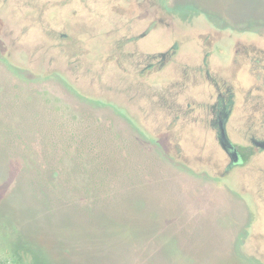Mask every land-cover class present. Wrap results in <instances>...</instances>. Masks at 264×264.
Segmentation results:
<instances>
[{
    "label": "rangeland",
    "instance_id": "obj_1",
    "mask_svg": "<svg viewBox=\"0 0 264 264\" xmlns=\"http://www.w3.org/2000/svg\"><path fill=\"white\" fill-rule=\"evenodd\" d=\"M150 22L135 47L176 48L136 83L112 54ZM212 83L233 94L230 140L262 137L264 0H0V264L10 246L31 264H264V150L222 177L212 131L169 107L201 124Z\"/></svg>",
    "mask_w": 264,
    "mask_h": 264
},
{
    "label": "flooded vegetation",
    "instance_id": "obj_2",
    "mask_svg": "<svg viewBox=\"0 0 264 264\" xmlns=\"http://www.w3.org/2000/svg\"><path fill=\"white\" fill-rule=\"evenodd\" d=\"M154 22H150V24L148 25V27L143 30L142 32H140L139 34H135L134 36H131L129 38H122L121 40H118V42H115L117 45L116 47L119 48L117 49L116 52H113L112 54V58L116 59V64L118 66H120L121 70H123V72H134L135 76H136V83L141 82V75L142 73L146 70H151L154 67H158V65H166L168 63V61L170 60V57L173 53V51H175L176 48V44L174 45H170L168 48H166L163 51H159L158 53H154V54H145L143 51H140L136 46L138 40L140 38H142L145 34H147L154 26L153 24ZM125 42H132V45H134L133 48H128L129 50H124L122 48V46L124 45ZM229 48V47H228ZM209 54L206 52L205 57H207ZM222 59L221 61H224V57L221 54ZM148 59V62H147ZM124 62L129 61L128 63V69L126 66H122ZM173 61H171L170 63H172ZM169 63V64H170ZM204 63L206 64V58L204 59ZM206 72L209 75V70L208 68L206 69ZM213 86H215L216 90L213 94H211V103L209 104V102L207 103V106H205L204 109H206V112L204 113L206 115V117L202 118V123L199 124V122H197L198 119H192L189 118V115L193 114V109L191 108H185L182 109L181 107H179L175 101H172L169 105V107L172 109H174L175 112V116L174 119H176V121H180V128H183L184 125L186 126V122H191L192 123V127H193V131H195L196 133L198 132V130L202 129V127L205 129V132L207 130H211L212 133L214 134L213 137L215 139V141L218 143L217 140V131H218V124L221 120H223L224 116L226 115V122H225V126L227 123V120L229 119V116L231 114V109H232V105H233V94L230 90L229 87H227L224 91L220 90L219 88L217 89L216 84L212 83ZM200 104V103H199ZM189 105V103H188ZM196 121V123L194 121ZM200 126H199V125ZM209 137V134H208ZM253 139H264V135L262 137H255V136H249V142L251 143V145L249 146H244V145H236L234 143V145L237 147L241 159L242 161L240 163H237L236 165H238L239 167L248 163L250 161V159H252V156H254L255 154H257L258 152L263 151L264 149H260L259 147H256L253 143L252 140ZM219 145V144H218ZM238 146H242L244 147L243 149L247 152L251 151L253 152L251 154V156L249 157V159L247 161H244V152L243 150H241ZM220 147V146H219ZM230 166L229 167V160L227 163L224 164V168L222 171V177L223 175L230 170L231 168H233L234 166ZM264 168L262 167V170ZM264 171V170H263Z\"/></svg>",
    "mask_w": 264,
    "mask_h": 264
},
{
    "label": "water",
    "instance_id": "obj_3",
    "mask_svg": "<svg viewBox=\"0 0 264 264\" xmlns=\"http://www.w3.org/2000/svg\"><path fill=\"white\" fill-rule=\"evenodd\" d=\"M227 116L225 115L223 120H221L218 124L217 131V140L220 148L227 154L229 157V167L236 165L242 161L240 153L234 143L230 140L227 131H226V122ZM252 143L259 147L260 149H264V139H253Z\"/></svg>",
    "mask_w": 264,
    "mask_h": 264
},
{
    "label": "trees",
    "instance_id": "obj_4",
    "mask_svg": "<svg viewBox=\"0 0 264 264\" xmlns=\"http://www.w3.org/2000/svg\"><path fill=\"white\" fill-rule=\"evenodd\" d=\"M238 147L241 150H243V152H244V155H243L244 158L243 159H244V161H247L253 152H251V151H249V152L245 151L243 149L244 147H242V146H238ZM8 250H9L8 251V253H9L8 254V258L10 260H12L14 262V264H31V263H29L30 262L29 261V258L25 254L24 255H21L17 251H12L11 246L9 247Z\"/></svg>",
    "mask_w": 264,
    "mask_h": 264
},
{
    "label": "crops",
    "instance_id": "obj_5",
    "mask_svg": "<svg viewBox=\"0 0 264 264\" xmlns=\"http://www.w3.org/2000/svg\"><path fill=\"white\" fill-rule=\"evenodd\" d=\"M231 114H232V109H231ZM229 123H230V116H229V119L227 120V123H226V131L229 130V129H228V125H229ZM227 133H228V132H227ZM213 141L215 142L216 145H218V143H217L215 140H213ZM232 142H233V141H232ZM218 146H219V145H218Z\"/></svg>",
    "mask_w": 264,
    "mask_h": 264
}]
</instances>
